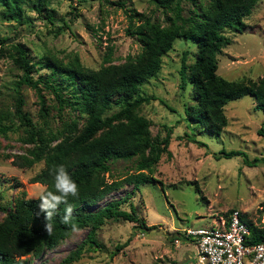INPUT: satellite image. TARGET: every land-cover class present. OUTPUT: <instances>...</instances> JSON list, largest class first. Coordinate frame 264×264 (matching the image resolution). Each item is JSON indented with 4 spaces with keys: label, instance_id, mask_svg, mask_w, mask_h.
I'll use <instances>...</instances> for the list:
<instances>
[{
    "label": "rangeland",
    "instance_id": "obj_1",
    "mask_svg": "<svg viewBox=\"0 0 264 264\" xmlns=\"http://www.w3.org/2000/svg\"><path fill=\"white\" fill-rule=\"evenodd\" d=\"M44 2L38 9L25 3L18 20L0 14V37H4L5 43H21L30 60L37 61L31 72L33 77L47 71L38 66L44 55L66 61L76 54L82 65L97 68L107 63L103 53L108 46L113 63L138 52L139 42L124 30L127 14L132 10L166 23V14L150 0ZM181 5L184 14L192 7L190 0H181ZM243 21L241 31L225 27L221 30L224 40L216 52V72L227 79H257L264 74V0H257ZM195 49L193 40L175 37L161 55L158 71L139 87L140 94L151 97L139 105L138 112L148 119L151 136L162 137L169 132L170 155L163 152L150 170L143 169L149 180L138 184L121 180L117 189L98 202L123 197L119 207L129 209L133 204L144 223L151 227L143 230L133 228L129 220L105 219L96 229L98 248L83 249L76 259L63 264H180L194 252L192 241L178 234L185 227L214 224L234 208L245 218L264 224V160L247 165L241 155L215 156L221 149H240L248 158L264 157V137L256 132L258 127L264 128V111L255 106L250 94H242L224 103L226 123L218 133L200 128L188 119L184 108L193 101L191 83L179 68L181 55L189 64ZM20 73L7 55L0 57V107L12 110L17 92L23 99L22 108L38 122L35 91L25 84L16 86ZM41 92L49 109V124L56 127L60 117L53 106L52 93L43 87ZM67 116L64 110L61 117ZM21 133L18 126L0 133V218L21 190L25 196L34 197L43 188V184L29 180L42 166L41 160L27 166L11 161H20L14 155L24 152ZM135 163V157L111 160L104 173L106 180L122 179L136 172ZM85 230L71 231L55 246L43 248L38 256H23L29 264H59L65 253L83 238Z\"/></svg>",
    "mask_w": 264,
    "mask_h": 264
},
{
    "label": "trees",
    "instance_id": "obj_2",
    "mask_svg": "<svg viewBox=\"0 0 264 264\" xmlns=\"http://www.w3.org/2000/svg\"><path fill=\"white\" fill-rule=\"evenodd\" d=\"M150 1L161 7L166 14V23L161 24L135 10L128 13L124 30L135 36L140 48L133 55L127 54L119 63L111 62L109 46L103 53L107 63L97 68L82 65L76 54L66 61L44 55L38 66L47 71L33 77L31 72L36 69L37 61L30 60L21 43H5L4 37H0V57L7 55L21 70L16 86L25 84L35 91L40 116L38 122L30 118L22 108L23 99L17 92L13 96L12 110L0 107V133L5 134L17 126L22 130L19 139L25 145L24 152L15 154L20 161L13 158L12 163L27 166L41 160L42 166L29 178L43 184L41 191H55V167L61 164L79 186L78 196L69 197L68 203L73 207V222L79 229L86 230L59 264L76 259L83 249L98 248L96 229L105 219L129 220L133 222V228L143 230L151 227L144 223L133 204L130 203L129 209L119 207L123 197L102 204L98 202L117 189L121 180L133 184L149 180V174L143 169L150 170L163 152L170 155L167 147L169 132L162 137L151 136L149 121L138 112V107L151 97L139 93L140 85L158 71L161 55L175 37L189 38L196 46L189 64L185 63L184 54L181 55L179 68L191 83L193 101L184 108L188 119L200 128L218 133L226 123L224 103L242 94H250L255 106L264 111V74L257 79H227L216 72V52L224 40L222 28L241 31L243 18L257 0H207L204 3L190 0L192 7L186 14L182 13L181 0ZM28 2L37 9L40 4L45 5L44 0H0V14L18 20L23 5ZM46 15L50 19L47 12ZM42 87L52 93L53 106L60 117L56 127L49 124V109ZM113 106L116 108L108 112ZM64 110L69 115L67 118L61 117ZM256 132L264 137L262 126ZM231 155H241L247 165L264 160V157L248 158L240 149H221L215 156ZM131 157L136 158V172L128 173L122 179L106 180L104 173L109 170L111 160ZM38 195L27 197L21 190L1 216L0 264H29L23 255L38 256L43 248L55 246L72 231L70 225L62 223L66 205L60 204L53 219L47 221L38 207ZM239 215L248 225L247 242L264 239L263 223ZM49 222L53 225L51 234L44 227ZM178 234L182 239H189L183 233Z\"/></svg>",
    "mask_w": 264,
    "mask_h": 264
},
{
    "label": "built area",
    "instance_id": "obj_3",
    "mask_svg": "<svg viewBox=\"0 0 264 264\" xmlns=\"http://www.w3.org/2000/svg\"><path fill=\"white\" fill-rule=\"evenodd\" d=\"M239 214L234 208L214 224L185 227L182 232L192 241L194 252L180 264H264V239L247 242L248 225Z\"/></svg>",
    "mask_w": 264,
    "mask_h": 264
},
{
    "label": "clouds",
    "instance_id": "obj_4",
    "mask_svg": "<svg viewBox=\"0 0 264 264\" xmlns=\"http://www.w3.org/2000/svg\"><path fill=\"white\" fill-rule=\"evenodd\" d=\"M55 191L43 190L39 193V209L45 214V219L51 221L55 216L60 204H65V214L62 217V223L70 225L71 230L74 233L79 232V228L72 219L73 207L68 203L69 197H77L79 194V186L72 179L66 167L64 165H58L55 167ZM45 231L51 234L53 231L52 223L45 224Z\"/></svg>",
    "mask_w": 264,
    "mask_h": 264
}]
</instances>
